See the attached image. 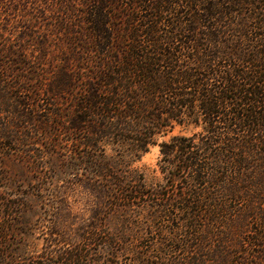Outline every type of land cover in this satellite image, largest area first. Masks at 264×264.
<instances>
[{
    "label": "trees",
    "instance_id": "1",
    "mask_svg": "<svg viewBox=\"0 0 264 264\" xmlns=\"http://www.w3.org/2000/svg\"><path fill=\"white\" fill-rule=\"evenodd\" d=\"M175 126L190 133L160 143L147 187L132 163ZM55 137L76 146L92 214L25 252L8 162L44 170ZM129 254L264 264V0H0V264Z\"/></svg>",
    "mask_w": 264,
    "mask_h": 264
},
{
    "label": "rangeland",
    "instance_id": "2",
    "mask_svg": "<svg viewBox=\"0 0 264 264\" xmlns=\"http://www.w3.org/2000/svg\"><path fill=\"white\" fill-rule=\"evenodd\" d=\"M190 130L175 126L171 132L157 137L156 143L139 160L132 163V167L144 177L147 187L155 188L163 184L160 143L168 141L174 135H189ZM61 139L55 137L53 141L42 144H48L55 149L54 152L46 154L44 170H36L35 166L16 160L8 162V171L15 178L19 186L17 189L27 195V207L22 214L21 226L16 227L25 233V252L41 250L45 238L59 239L60 235L67 239L78 237L81 235L83 220H87L92 214L94 202L91 201V194L83 187L81 166H71L72 155L65 152L76 146ZM110 148L108 152L114 154ZM116 224L115 218H109L110 232H114ZM163 226L167 229L168 223L164 222ZM133 260L130 254L116 259L120 264H134Z\"/></svg>",
    "mask_w": 264,
    "mask_h": 264
}]
</instances>
